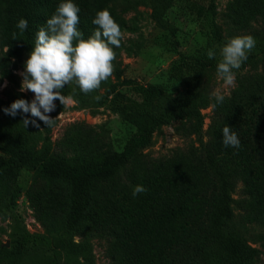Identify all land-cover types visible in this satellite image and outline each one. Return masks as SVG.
Masks as SVG:
<instances>
[{"label": "trees", "instance_id": "16d2710c", "mask_svg": "<svg viewBox=\"0 0 264 264\" xmlns=\"http://www.w3.org/2000/svg\"><path fill=\"white\" fill-rule=\"evenodd\" d=\"M169 1L183 4L199 18L214 6V0ZM61 2L0 0L1 80L18 82L16 63L9 68L5 61H18L32 51L37 31L46 27ZM73 3L80 9L78 30L85 39L96 30L92 21L103 9L109 10L122 32L128 25L124 18L128 9L119 7L118 0ZM224 17L237 31L256 27L262 35L258 53L244 62L260 72L243 75L222 103L212 99L209 139L197 147L167 158L140 153L150 145L155 131L175 121L183 125L186 136L201 135L204 117L192 97L202 87L205 72L216 71L218 63L205 56H181L172 65L169 79L181 85L177 94L122 77L129 96L119 94L122 104L117 107L128 126L121 151L99 144L97 135L83 124L72 125L53 145L40 127L25 128L24 118L36 119L30 114L7 115L0 122L4 155L0 212L19 192V174L28 171L32 179L25 198L42 229L39 233L23 229L9 249L1 246L13 264L21 262L29 248L50 253L44 264H55L59 257L77 258L89 251L88 236L103 234L109 238L104 254L112 264H252L254 250L226 227L233 216L232 193L240 183L243 220L264 228V0H233ZM20 18L28 21L24 32L16 27ZM5 95L0 111L17 99L30 102L10 86ZM154 103H158L157 111L151 108ZM226 124L237 133L239 148L223 145ZM136 185L147 191L134 197Z\"/></svg>", "mask_w": 264, "mask_h": 264}, {"label": "rangeland", "instance_id": "374dc122", "mask_svg": "<svg viewBox=\"0 0 264 264\" xmlns=\"http://www.w3.org/2000/svg\"><path fill=\"white\" fill-rule=\"evenodd\" d=\"M231 1L233 0H214L213 10L199 18L190 14L183 4L169 0H118V3L122 4L119 7L128 9L124 16L128 25L122 32L120 47L114 50L116 58L113 61L112 76L107 81H103L99 89L88 94L83 93L75 81L67 84L62 89V94L72 95L76 103L64 107L59 100L54 101L55 110L47 114L52 119H56L51 127H47L36 118L41 123L40 129L43 135L56 145L63 139L64 134L70 131L72 125L83 124L97 135L99 144L110 145L111 150L121 151L127 138L128 126L122 122L117 107L122 104L119 94L129 96V88L124 84L122 77L133 79L144 86L160 85L166 92L177 94L181 90V85L171 81L169 73L172 65L181 56L207 57L208 49L214 48L217 53L215 58L219 61L222 46L230 38L244 35H251L256 41L255 47L248 56L258 53L262 35L256 27L248 31H237L227 24L224 13ZM30 52L24 53L18 61L13 59L5 61V65L9 68L16 63L17 68L14 73L18 76V82L11 84L0 78V102L5 100V90L9 86L27 97L30 102L34 99L32 92L20 91L22 82L20 73L24 71V63ZM234 71L236 79L232 86H226L217 76L216 71L205 72L202 87L193 94L192 103L204 117L200 136H186L183 125L175 121L155 131L150 145L141 149L140 153L150 158H167L176 151L197 147L201 141L207 142L212 115L211 102L215 98L213 92L220 90L225 97H230L243 75L250 77L260 72L245 63L239 70ZM97 96L100 97L99 100L96 99ZM157 104L151 106L155 111L158 110ZM6 117L7 115L1 110L0 122H4ZM2 158L4 155L0 151V159ZM31 179L32 173L28 171L19 174V192L0 212V264H13L6 257L1 246L9 249L12 239L21 230L25 229L30 233L42 232L37 220V224H33L31 229H28L24 219L31 216V211H27L25 205V191ZM61 187L63 191L66 189L64 185ZM243 197L242 185L238 183L232 193L233 216L226 228L239 235L254 250L252 264H264V228L243 220V213L239 207ZM31 210L34 216L32 207ZM80 236H76V241ZM87 238L89 251L86 255L77 258L59 257L55 264H112L104 254L109 238L105 234ZM49 256L50 253L44 249L29 248L25 257L17 264H44Z\"/></svg>", "mask_w": 264, "mask_h": 264}, {"label": "clouds", "instance_id": "9594fccd", "mask_svg": "<svg viewBox=\"0 0 264 264\" xmlns=\"http://www.w3.org/2000/svg\"><path fill=\"white\" fill-rule=\"evenodd\" d=\"M79 12L73 0H64L51 18L47 19L46 27L39 28L35 45L24 63V71L20 73V91L32 92L34 99L31 102L17 99L10 107L3 109L6 115L15 117L18 113L30 114L51 127L56 119L47 114L55 110L54 101L59 100L64 107L76 103L72 95L62 94L67 84L75 81L79 89L88 94L99 89L101 83L112 76L113 61L116 58L114 47L119 48L123 38L120 26L108 9L97 11L92 21L97 26L96 30L85 39L78 30ZM16 27L24 32L28 28V21L20 18ZM255 45L254 37L244 35L232 37L222 46L216 72L226 86L234 85V70L241 68ZM206 54L210 60L217 55L214 48L208 49ZM212 95L217 104L224 101L225 96L220 90ZM22 123L25 128L29 124L40 127L36 119L24 118ZM222 143L226 148L240 146L237 133L227 124L222 130ZM146 191L142 185H136L132 194L135 197Z\"/></svg>", "mask_w": 264, "mask_h": 264}, {"label": "built area", "instance_id": "2783aa9c", "mask_svg": "<svg viewBox=\"0 0 264 264\" xmlns=\"http://www.w3.org/2000/svg\"><path fill=\"white\" fill-rule=\"evenodd\" d=\"M26 199V198H25ZM26 201V203H25V205H26V210L27 211H31L30 212V214H31V216H29L28 218H25L24 217V219L26 220V225H27V227H28V229L30 228L31 229V226L33 225V224H35L36 223V219L34 218V216L32 215L33 213H32V210H31V207H30V205H29V203L27 202V200H25ZM28 206H29V208H28ZM24 220V221H25ZM28 223V224H27ZM37 224V223H36Z\"/></svg>", "mask_w": 264, "mask_h": 264}]
</instances>
